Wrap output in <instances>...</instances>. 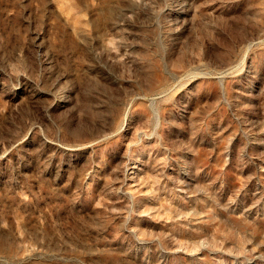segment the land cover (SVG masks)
Segmentation results:
<instances>
[{
	"label": "rangeland",
	"instance_id": "374dc122",
	"mask_svg": "<svg viewBox=\"0 0 264 264\" xmlns=\"http://www.w3.org/2000/svg\"><path fill=\"white\" fill-rule=\"evenodd\" d=\"M0 264H264V0H0Z\"/></svg>",
	"mask_w": 264,
	"mask_h": 264
}]
</instances>
